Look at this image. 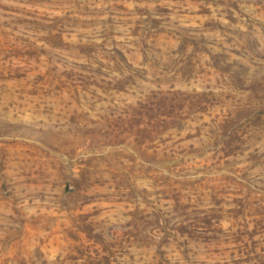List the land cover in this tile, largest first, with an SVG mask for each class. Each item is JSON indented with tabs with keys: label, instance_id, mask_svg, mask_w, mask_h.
<instances>
[{
	"label": "rangeland",
	"instance_id": "rangeland-1",
	"mask_svg": "<svg viewBox=\"0 0 264 264\" xmlns=\"http://www.w3.org/2000/svg\"><path fill=\"white\" fill-rule=\"evenodd\" d=\"M0 264H264V0H0Z\"/></svg>",
	"mask_w": 264,
	"mask_h": 264
}]
</instances>
